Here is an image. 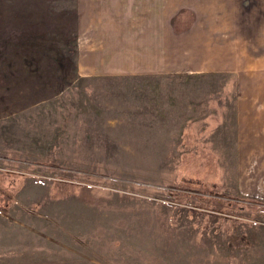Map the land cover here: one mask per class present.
Returning a JSON list of instances; mask_svg holds the SVG:
<instances>
[{"label": "rangeland", "instance_id": "1", "mask_svg": "<svg viewBox=\"0 0 264 264\" xmlns=\"http://www.w3.org/2000/svg\"><path fill=\"white\" fill-rule=\"evenodd\" d=\"M197 1L0 0V248L264 264V0Z\"/></svg>", "mask_w": 264, "mask_h": 264}, {"label": "crops", "instance_id": "2", "mask_svg": "<svg viewBox=\"0 0 264 264\" xmlns=\"http://www.w3.org/2000/svg\"><path fill=\"white\" fill-rule=\"evenodd\" d=\"M183 4V2H182ZM197 4L199 7L201 8H208L211 7V9L213 8L214 11L210 12V13H205V14H214L216 15H221L222 10L217 11L215 8L221 6L222 7V3L220 2V0H198ZM202 20V19H201ZM203 21V26L206 27V30H218V28L214 27V26H210L209 23H207L205 20ZM56 220H58V225L60 222L61 225V221L60 219H58L56 217ZM56 222V223H57ZM55 226V225H54ZM61 227V226H60ZM229 236H236V234H238V232L236 231H230ZM234 238V237H232ZM61 237H59V234L57 236H54L53 238H47L46 239V243L45 244V250L40 248L43 251V255L41 254H36L35 256H28L25 252V250L22 247H5V248H0V264H46L47 261L52 262L53 264H61V261H63V258L61 256V252H54L52 251L49 247L50 245L53 246H61ZM39 250V249H38ZM52 255H54V259H50V256L52 257ZM48 257V258H47ZM69 259L70 261H76V257L72 255V253H69Z\"/></svg>", "mask_w": 264, "mask_h": 264}]
</instances>
